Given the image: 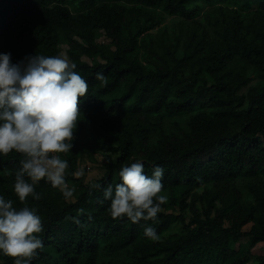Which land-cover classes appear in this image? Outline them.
<instances>
[{"label":"trees","instance_id":"1","mask_svg":"<svg viewBox=\"0 0 264 264\" xmlns=\"http://www.w3.org/2000/svg\"><path fill=\"white\" fill-rule=\"evenodd\" d=\"M62 46L89 86L73 148L59 153L73 197L42 179L41 199L21 203L23 156L0 158V195L42 219L32 264H264L253 254L264 243V0H0V52L14 63ZM98 153L100 177L74 175ZM137 158L149 175L165 169L157 223L113 219L103 200Z\"/></svg>","mask_w":264,"mask_h":264},{"label":"clouds","instance_id":"2","mask_svg":"<svg viewBox=\"0 0 264 264\" xmlns=\"http://www.w3.org/2000/svg\"><path fill=\"white\" fill-rule=\"evenodd\" d=\"M76 68L63 55H28L14 63L11 53L0 52V158L12 151L23 156L14 183L21 203L29 196L41 199L35 186L42 179L66 200L73 197L74 188L66 181L69 164L59 153L73 148L80 98L88 94V83ZM96 79L104 80V74L97 72ZM164 174L158 164L147 174L140 158L123 165L118 172L120 182L103 189L111 217L157 223L158 213L169 199L162 191ZM100 187L90 185L91 189ZM42 231V219L35 208L27 204L14 207L13 200L0 195V255L12 257V264H32L43 249L38 235ZM143 235L152 242L160 240L151 225L144 227Z\"/></svg>","mask_w":264,"mask_h":264},{"label":"rangeland","instance_id":"3","mask_svg":"<svg viewBox=\"0 0 264 264\" xmlns=\"http://www.w3.org/2000/svg\"><path fill=\"white\" fill-rule=\"evenodd\" d=\"M167 22L169 24H176L177 23V19L172 20L171 18H169ZM102 39H104V37ZM60 54L65 56V57H67V59L70 61L69 54H68V47L67 46H62L61 47ZM246 89L247 88H244L243 90H246ZM95 157L97 159L96 162L91 161L87 156H85V157H83L81 159V170L83 171V173L85 175V181L86 182H90V181L96 179L97 177H100V175L104 171L101 168V164L104 162L105 157L102 154H100V153L96 154ZM253 254L254 255L264 254V243H260L259 245H257L253 249ZM0 264H7V263L2 261V260H0ZM250 264H254L253 261Z\"/></svg>","mask_w":264,"mask_h":264}]
</instances>
